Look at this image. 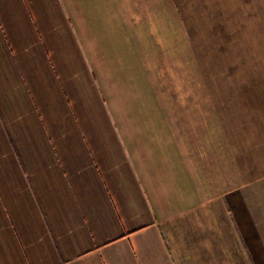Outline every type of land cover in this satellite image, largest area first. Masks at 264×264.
I'll return each mask as SVG.
<instances>
[{
    "label": "crops",
    "instance_id": "1",
    "mask_svg": "<svg viewBox=\"0 0 264 264\" xmlns=\"http://www.w3.org/2000/svg\"><path fill=\"white\" fill-rule=\"evenodd\" d=\"M155 1L0 0V264H264V0H208L234 126L164 123Z\"/></svg>",
    "mask_w": 264,
    "mask_h": 264
},
{
    "label": "rangeland",
    "instance_id": "2",
    "mask_svg": "<svg viewBox=\"0 0 264 264\" xmlns=\"http://www.w3.org/2000/svg\"><path fill=\"white\" fill-rule=\"evenodd\" d=\"M165 1L156 0L155 3L157 9L161 11L163 27L167 29L171 24V19ZM181 1L190 22L192 23V19L194 21L195 33L191 34L195 47L194 57L192 59L191 51L186 46L188 33L181 32L184 28L189 29L191 25L179 24L178 50L173 46L171 54L168 55L176 62L175 65L170 63V68L173 78L171 83L177 90L175 94L177 99L174 97L172 100L166 99L162 91H159L164 123L234 126L240 122L237 115L241 107L240 97L237 95L239 93L236 91L237 82L233 75L234 69H232L235 66L233 62L236 57L235 36L227 33L225 37L220 38L217 26L218 17H212L214 8L208 0ZM215 10V15H217V2ZM213 20L217 23L213 24ZM223 44L226 46L224 47L226 52H222ZM207 73L208 79L206 78ZM191 81L193 87H191Z\"/></svg>",
    "mask_w": 264,
    "mask_h": 264
}]
</instances>
